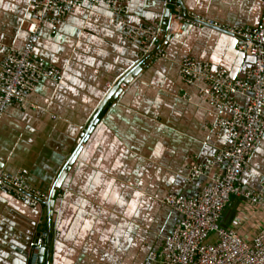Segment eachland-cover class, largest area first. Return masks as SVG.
<instances>
[{"label":"crops","instance_id":"obj_1","mask_svg":"<svg viewBox=\"0 0 264 264\" xmlns=\"http://www.w3.org/2000/svg\"><path fill=\"white\" fill-rule=\"evenodd\" d=\"M31 1L0 0V60L30 40ZM175 3L235 29L257 27L264 13V0H129L123 16L86 4L41 28L34 56L63 80H43L26 108H7L0 156L7 172L28 171L50 199L32 207L0 190V264H30V243L43 229L50 237L41 264H158L154 255L180 221L165 199L195 196L206 179L192 182V166L230 145L218 124L232 114L215 108L202 84L187 85L180 63L194 58L233 78L254 64L237 38L194 25L165 42L167 58L143 59L122 20L162 25ZM263 182L264 139L243 191L257 193ZM253 207L234 197L223 226L253 238L264 226V211Z\"/></svg>","mask_w":264,"mask_h":264},{"label":"built area","instance_id":"obj_2","mask_svg":"<svg viewBox=\"0 0 264 264\" xmlns=\"http://www.w3.org/2000/svg\"><path fill=\"white\" fill-rule=\"evenodd\" d=\"M129 0H32L28 22L30 40L23 49H8L0 60V117L8 107H27V102L43 80L59 83L63 73L47 67L34 56L39 33L44 25H56L59 18L82 9L86 4H105L117 16H123ZM172 17L158 26H136L122 20L126 39L141 47L143 59L152 62L167 58L165 42L180 35L186 25L210 27L239 40L238 50L254 59L242 78H233L226 69L214 70L208 62L186 58L180 63V75L187 85L202 84L200 93L218 110H228L230 119H220L221 134H230L228 148L190 170L193 182L206 179L193 197L169 195L164 204L180 216L173 232L165 239L158 264H264V226L247 239L236 228L223 226L224 214L234 197L244 198L253 211H264V182L259 192L243 191L244 175L251 157L264 138V13L255 28H227L176 5ZM120 22V21H119ZM240 99L246 100L243 107ZM0 156V190L39 207L49 195L29 183L28 171L7 172ZM46 229L30 243V264H41L47 247Z\"/></svg>","mask_w":264,"mask_h":264},{"label":"rangeland","instance_id":"obj_3","mask_svg":"<svg viewBox=\"0 0 264 264\" xmlns=\"http://www.w3.org/2000/svg\"><path fill=\"white\" fill-rule=\"evenodd\" d=\"M263 139H264V138H263ZM263 139H262V140H263ZM262 140H261V141H262ZM260 143H261V142H260ZM259 145H260V144H259ZM258 147H259V146H258ZM256 151H257V150H256ZM168 208H169V207H168ZM154 261H155V260H154ZM155 262L157 263V261H155Z\"/></svg>","mask_w":264,"mask_h":264},{"label":"water","instance_id":"obj_4","mask_svg":"<svg viewBox=\"0 0 264 264\" xmlns=\"http://www.w3.org/2000/svg\"><path fill=\"white\" fill-rule=\"evenodd\" d=\"M132 77V76H131ZM122 86V85H121ZM120 88V87H119ZM75 157H76V155H75ZM44 252V251H43Z\"/></svg>","mask_w":264,"mask_h":264}]
</instances>
